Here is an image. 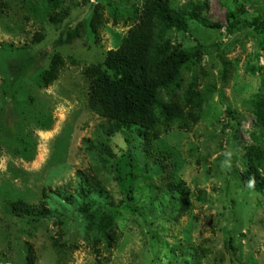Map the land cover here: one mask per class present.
Wrapping results in <instances>:
<instances>
[{
    "label": "rangeland",
    "instance_id": "1",
    "mask_svg": "<svg viewBox=\"0 0 264 264\" xmlns=\"http://www.w3.org/2000/svg\"><path fill=\"white\" fill-rule=\"evenodd\" d=\"M145 1L0 0V264H264V190L243 176L249 151L264 162L254 116L264 31L228 17L264 23V0H165L221 27L188 18L187 31L160 39L201 55L158 90L156 112H179L150 146L136 127L106 136L84 74L120 46Z\"/></svg>",
    "mask_w": 264,
    "mask_h": 264
},
{
    "label": "trees",
    "instance_id": "2",
    "mask_svg": "<svg viewBox=\"0 0 264 264\" xmlns=\"http://www.w3.org/2000/svg\"><path fill=\"white\" fill-rule=\"evenodd\" d=\"M183 8H171L165 0H146L140 11L139 22L129 29L117 49L107 52L103 64L92 65L84 70L89 80L88 101L90 109L105 118L108 122L106 136L109 138L123 128L136 127L140 129L146 139V146L150 139L159 136V124L168 121L174 113L178 114L177 106L160 107L158 104V90L176 83L183 67L200 57L199 49H183L180 45L172 46L162 41L168 30L175 29L185 32L188 29V18L196 20L210 28H220L219 23H210L200 18L194 9L188 11L187 5ZM64 15V13H63ZM56 20L61 21L64 16ZM230 28L243 23L246 26L264 31V23L241 21L232 12ZM97 19L91 20V28L96 34ZM79 35L78 30L74 31ZM68 39L72 32H68ZM162 39V40H160ZM61 66L60 56L52 58L50 67L41 74L42 84L47 85L53 81ZM195 100V99H194ZM192 102H195L192 100ZM200 102V101H199ZM255 126L264 128V95H259L254 103ZM42 129L49 126V122L40 125ZM153 136V137H152ZM128 138V137H127ZM150 146V145H149ZM102 151L109 152L108 147L97 145ZM148 148V147H147ZM247 165L243 176L252 184L256 191L264 190V162L260 150L252 149L247 153ZM84 181L80 185L79 195L85 197ZM99 184V183H97ZM88 192L97 188L88 187ZM91 203L83 205V211L88 212L87 217L93 220L90 212ZM14 208L29 211V205H14ZM40 217L38 213L36 219ZM105 223H112V217L106 216Z\"/></svg>",
    "mask_w": 264,
    "mask_h": 264
}]
</instances>
